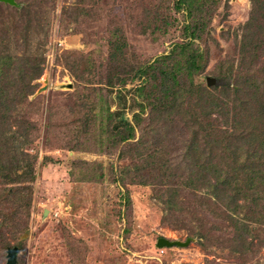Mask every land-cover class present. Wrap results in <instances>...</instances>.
<instances>
[{
	"label": "trees",
	"instance_id": "obj_1",
	"mask_svg": "<svg viewBox=\"0 0 264 264\" xmlns=\"http://www.w3.org/2000/svg\"><path fill=\"white\" fill-rule=\"evenodd\" d=\"M249 3L246 20L226 34L233 54L215 66L224 83L208 86L206 77L214 76L202 75L211 22L226 0H132L128 12L141 34L178 31L168 51L140 60L123 29L109 27L106 55L70 67L71 106L46 109L50 144L82 152H94L88 144L98 152L119 148L110 173L126 207L129 186H149L204 254L228 249L229 260L214 255L204 264H264V0ZM0 8L11 20L0 32V242L13 248L9 228L16 224L14 235H24L20 219L33 200L40 131L34 117L43 108L39 96L30 97L44 70L47 30L33 17V2L0 1ZM74 165L81 181H101L102 174L87 176L86 161Z\"/></svg>",
	"mask_w": 264,
	"mask_h": 264
},
{
	"label": "rangeland",
	"instance_id": "obj_2",
	"mask_svg": "<svg viewBox=\"0 0 264 264\" xmlns=\"http://www.w3.org/2000/svg\"><path fill=\"white\" fill-rule=\"evenodd\" d=\"M14 1L17 4L24 0ZM27 1L33 2L32 15L46 26L47 35L44 70L30 97L32 100L39 96L43 108L34 117L40 131L33 146L38 160L32 205L28 218L20 219L24 235H14L13 224L9 229L14 234L6 237V242L18 249L15 264H204L214 255L227 258L228 249L216 246L210 247L214 255L204 254L180 217L164 213L151 187L129 186L131 205L126 207L127 200L121 196L124 189L112 182L110 173L118 147L98 152L94 144H88L94 152L73 151L50 144L44 133L46 109L71 106L74 69L70 67L79 60L98 62L106 55L109 27L123 29L130 50L140 60L167 52L178 31L141 34L128 12L132 0ZM147 2L151 4L153 0ZM226 5L218 9L211 22L213 38L208 42L204 77L214 76L218 60L233 54V44L226 34L248 16L249 0H226ZM5 15L0 8V32L11 26ZM214 78L220 84L226 81ZM126 114L131 116V112ZM81 161L88 163V177L102 174L100 182L79 179L82 169L74 163ZM185 201L191 202V198ZM160 237L182 242L188 239L189 243L185 247L159 248L156 242ZM2 245L0 242V264H6L10 247Z\"/></svg>",
	"mask_w": 264,
	"mask_h": 264
},
{
	"label": "water",
	"instance_id": "obj_3",
	"mask_svg": "<svg viewBox=\"0 0 264 264\" xmlns=\"http://www.w3.org/2000/svg\"><path fill=\"white\" fill-rule=\"evenodd\" d=\"M4 3H8L11 5L15 4L14 0H0ZM206 84L208 86L212 85H218L220 84L219 81H217L216 78L213 77H206ZM41 90H38L39 93ZM189 243V240L187 239L185 242L179 241V240H169L164 237H160L157 239L156 247L162 248V247H172V246H178V247H185ZM18 252V249L16 247L10 248L7 250V261L6 264H15L16 263V253Z\"/></svg>",
	"mask_w": 264,
	"mask_h": 264
}]
</instances>
